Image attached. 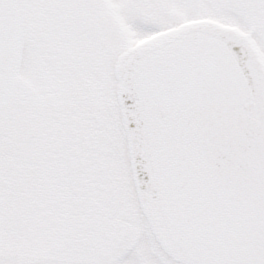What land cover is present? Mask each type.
<instances>
[{
    "label": "snow or ice",
    "instance_id": "obj_1",
    "mask_svg": "<svg viewBox=\"0 0 264 264\" xmlns=\"http://www.w3.org/2000/svg\"><path fill=\"white\" fill-rule=\"evenodd\" d=\"M0 264H264V0H0Z\"/></svg>",
    "mask_w": 264,
    "mask_h": 264
}]
</instances>
